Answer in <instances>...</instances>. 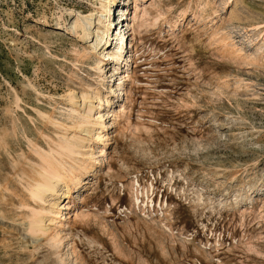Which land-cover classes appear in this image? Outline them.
Here are the masks:
<instances>
[{
  "label": "rangeland",
  "instance_id": "rangeland-1",
  "mask_svg": "<svg viewBox=\"0 0 264 264\" xmlns=\"http://www.w3.org/2000/svg\"><path fill=\"white\" fill-rule=\"evenodd\" d=\"M102 3L0 0V264H264V0H112L79 57L96 36L69 22ZM90 148L67 195L32 197Z\"/></svg>",
  "mask_w": 264,
  "mask_h": 264
},
{
  "label": "bare ground",
  "instance_id": "bare-ground-1",
  "mask_svg": "<svg viewBox=\"0 0 264 264\" xmlns=\"http://www.w3.org/2000/svg\"><path fill=\"white\" fill-rule=\"evenodd\" d=\"M112 0H103L102 6L103 10H101L102 15H97L96 17H81L79 15L75 20L72 22H69L70 26L78 29L80 28L83 31V36L90 37V33H94L96 36V39L94 41L91 40V43L87 47H83V50L81 51V55L79 57H83L87 51L90 50H96L99 48H102L108 44L110 35H111V25L113 24V19H111V14L110 11L112 10L110 7V2ZM114 2V1H113ZM205 6V5H203ZM203 8V7H201ZM200 8V9H201ZM74 9L69 8L68 13H72ZM109 11V14L103 15V11ZM74 12V11H73ZM124 13V12H123ZM122 13V14H123ZM104 16V17H102ZM96 23V26L95 24ZM97 27V28H96ZM122 38V46L119 47L118 51L116 53H111L109 51L106 52V54L103 55V57H110L115 60V66H114V73L118 72L119 69V63L124 59L123 57V49H124V34H121ZM107 48V47H105ZM95 54V53H94ZM81 59V58H80ZM76 64V63H75ZM84 64V63H83ZM121 64V63H120ZM100 71V77L99 79L101 80L102 77L105 75L104 68H98ZM122 77H120L121 79ZM98 79V80H99ZM121 86L123 85L122 79H121ZM76 95H72V100H73V105L77 103V100H75ZM85 98V96H83ZM93 106V105H92ZM89 106V112H78V116L76 117V121L80 127V131L77 138V142L75 140V143H71L69 141H66L62 147L65 148L64 154L66 156L71 155L74 151V146L76 145L77 147H83L84 142L89 141L88 138H90V134L92 130H94V122L92 121V115L91 112L93 110V107ZM105 144V143H104ZM85 147V146H84ZM100 147V146H99ZM103 147L99 149L101 151ZM100 154V153H99ZM64 155V156H65ZM51 158V157H50ZM46 158L45 166L43 167V172H42V179L35 181L36 184L33 186L34 190L32 191V197L37 196L40 194L41 191L46 189V187L50 186V190L54 191V193L57 195V200L61 198L62 195H67L69 190H70V185L74 181H80L83 176L91 169L94 168L96 164V156H95V149L90 148V151L85 153V159L80 160V163L77 164L76 166L70 165L69 167H66L65 165L60 166V162H53L52 159ZM61 168V169H60ZM92 172V171H91ZM57 176V183H54L51 181V178ZM59 181H62L64 183V189L62 188L61 191L57 189V184ZM76 185V184H74ZM59 207L58 202H53L52 203V208ZM35 218L33 222H31L30 226V231H42L44 226H45V219L43 217L34 215ZM33 216V217H34ZM40 230V231H39Z\"/></svg>",
  "mask_w": 264,
  "mask_h": 264
}]
</instances>
